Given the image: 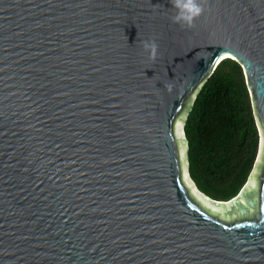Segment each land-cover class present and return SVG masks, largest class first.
<instances>
[{
    "label": "water",
    "instance_id": "water-1",
    "mask_svg": "<svg viewBox=\"0 0 264 264\" xmlns=\"http://www.w3.org/2000/svg\"><path fill=\"white\" fill-rule=\"evenodd\" d=\"M204 4L182 27L170 0H0V264H264V0ZM224 57L260 135L227 201L183 129Z\"/></svg>",
    "mask_w": 264,
    "mask_h": 264
},
{
    "label": "trees",
    "instance_id": "trees-1",
    "mask_svg": "<svg viewBox=\"0 0 264 264\" xmlns=\"http://www.w3.org/2000/svg\"><path fill=\"white\" fill-rule=\"evenodd\" d=\"M187 171L195 187L227 201L238 194L259 148L256 116L241 64L221 59L185 115Z\"/></svg>",
    "mask_w": 264,
    "mask_h": 264
},
{
    "label": "clouds",
    "instance_id": "clouds-1",
    "mask_svg": "<svg viewBox=\"0 0 264 264\" xmlns=\"http://www.w3.org/2000/svg\"><path fill=\"white\" fill-rule=\"evenodd\" d=\"M173 14L170 19L182 27H192L194 19L205 10L204 0H170ZM143 48L148 53L149 59H155L157 45L154 40H145Z\"/></svg>",
    "mask_w": 264,
    "mask_h": 264
},
{
    "label": "rangeland",
    "instance_id": "rangeland-1",
    "mask_svg": "<svg viewBox=\"0 0 264 264\" xmlns=\"http://www.w3.org/2000/svg\"><path fill=\"white\" fill-rule=\"evenodd\" d=\"M258 128V127H257ZM258 134H259V130H258ZM259 142H260V135H259ZM258 151H259V148H258ZM257 156H258V152H257V155H256V159H257ZM256 159H255V161H256ZM254 164H255V162H254ZM253 167H254V165H253ZM252 170H253V168H252ZM252 170H251V172H252ZM187 175H188V172H187ZM189 177V176H188ZM248 182V180L246 181V183ZM193 184V183H192ZM194 185V184H193ZM246 185V184H245ZM194 187H195V185H194ZM195 189L200 193V191L195 187Z\"/></svg>",
    "mask_w": 264,
    "mask_h": 264
},
{
    "label": "snow or ice",
    "instance_id": "snow-or-ice-1",
    "mask_svg": "<svg viewBox=\"0 0 264 264\" xmlns=\"http://www.w3.org/2000/svg\"><path fill=\"white\" fill-rule=\"evenodd\" d=\"M241 3H242V0H241ZM226 55H231V53H226ZM262 212H264V205L261 206V209H260Z\"/></svg>",
    "mask_w": 264,
    "mask_h": 264
}]
</instances>
